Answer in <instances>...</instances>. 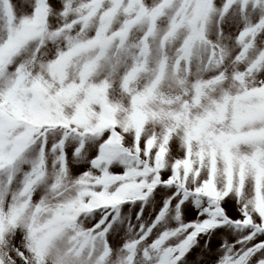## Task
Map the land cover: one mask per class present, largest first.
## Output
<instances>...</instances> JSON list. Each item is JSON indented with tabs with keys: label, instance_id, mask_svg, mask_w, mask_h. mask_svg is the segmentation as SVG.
<instances>
[{
	"label": "snow or ice",
	"instance_id": "6c2138e0",
	"mask_svg": "<svg viewBox=\"0 0 264 264\" xmlns=\"http://www.w3.org/2000/svg\"><path fill=\"white\" fill-rule=\"evenodd\" d=\"M0 264H264V0H0Z\"/></svg>",
	"mask_w": 264,
	"mask_h": 264
}]
</instances>
